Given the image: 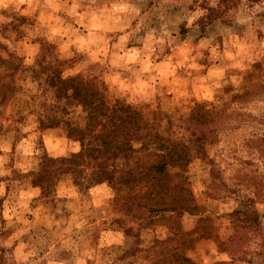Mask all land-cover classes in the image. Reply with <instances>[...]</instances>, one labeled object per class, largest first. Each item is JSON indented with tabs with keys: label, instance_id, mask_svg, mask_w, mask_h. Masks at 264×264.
I'll use <instances>...</instances> for the list:
<instances>
[{
	"label": "clouds",
	"instance_id": "clouds-1",
	"mask_svg": "<svg viewBox=\"0 0 264 264\" xmlns=\"http://www.w3.org/2000/svg\"><path fill=\"white\" fill-rule=\"evenodd\" d=\"M0 264H264V0H0Z\"/></svg>",
	"mask_w": 264,
	"mask_h": 264
},
{
	"label": "trees",
	"instance_id": "trees-1",
	"mask_svg": "<svg viewBox=\"0 0 264 264\" xmlns=\"http://www.w3.org/2000/svg\"><path fill=\"white\" fill-rule=\"evenodd\" d=\"M104 147H105V150L106 151H112L113 148L116 147V143H115V139L112 138V137H108V138H105V142H104ZM97 152V149H90L88 152H87V156L88 157H91V158H95V154ZM179 155V153H177V156ZM83 159H73V161L71 162V164L69 165V167L75 171V166L77 163H83ZM153 178L155 179H158L160 181H163V180H166L167 179V174L166 173H163L162 171H154L153 172ZM177 206H181L180 203L178 202ZM151 212H155V211H158V209H150Z\"/></svg>",
	"mask_w": 264,
	"mask_h": 264
},
{
	"label": "rangeland",
	"instance_id": "rangeland-1",
	"mask_svg": "<svg viewBox=\"0 0 264 264\" xmlns=\"http://www.w3.org/2000/svg\"><path fill=\"white\" fill-rule=\"evenodd\" d=\"M74 135H83V133H80V132H76V131H74V133H73ZM156 212V211H155ZM155 212H153V213H155Z\"/></svg>",
	"mask_w": 264,
	"mask_h": 264
}]
</instances>
